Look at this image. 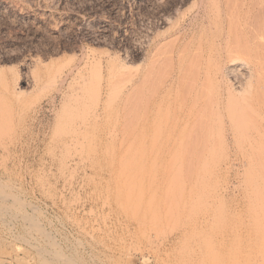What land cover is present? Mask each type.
Returning a JSON list of instances; mask_svg holds the SVG:
<instances>
[{"label":"rangeland","instance_id":"obj_1","mask_svg":"<svg viewBox=\"0 0 264 264\" xmlns=\"http://www.w3.org/2000/svg\"><path fill=\"white\" fill-rule=\"evenodd\" d=\"M255 14L264 0H0V264H264V69L218 60ZM191 71L212 97L200 135ZM233 98L253 104L243 128Z\"/></svg>","mask_w":264,"mask_h":264},{"label":"bare ground","instance_id":"obj_2","mask_svg":"<svg viewBox=\"0 0 264 264\" xmlns=\"http://www.w3.org/2000/svg\"><path fill=\"white\" fill-rule=\"evenodd\" d=\"M253 4V3H252ZM229 6H231V5H228V7ZM244 6V5H243ZM236 8H239V6L237 7L236 6ZM235 8V9H236ZM255 8V7H254ZM227 9V8H226ZM228 10H230V8L228 9ZM237 10V9H236ZM250 10V9H249ZM253 10V9H252ZM235 11V10H234ZM230 12V11H229ZM238 12V11H237ZM249 13V12H248ZM253 13H256V12H253ZM259 13V12H258ZM229 14V13H228ZM252 14V13H251ZM257 14V13H256ZM256 14H255V16H253V17H255V21L257 20V22H255L254 20V22H252V20H250V19H247V20H250V22H249V24H248V21H246V22H244V23H246V24H244L241 20V22L239 21V19L237 20V21H235L234 23H231V25H229V29H228V31H227V36H226V38L225 39H221V41H219V47H220V45L221 46H223L222 44L224 43L225 44V46H227V47H225V51H220L219 52V59L218 60H220V61H224V63L222 64L223 66H222V68H221V74H224V75H228V74H230V73H240V68L241 67H239V66H237V55H239V54H242V53H245V52H247L248 54H249V52L250 51H252V53L253 54H251V57H252V55H254V58H255V62H254V64H253V66L252 67H249V74L251 75V74H253L255 71H256V74H257V71H258V73L260 72V71H262L263 69H264V55H263V53L264 52H262V55L260 54V52L262 51V49L264 48L262 45H264V23H263V20L264 19H262V20H260L259 21V19H260V17L259 16H256ZM237 15V14H236ZM261 15V14H260ZM264 15V14H263ZM228 16V15H227ZM246 16V15H245ZM251 15H249V17H250ZM229 17V16H228ZM248 17V16H247ZM234 18H236L235 16H234ZM229 19V18H228ZM237 19V18H236ZM241 19V18H240ZM253 19V18H252ZM246 20V19H245ZM229 21H230V19H229ZM252 22V23H251ZM251 23V24H250ZM249 26H248V25ZM246 25V26H245ZM228 27V26H227ZM261 46H262V48H261ZM254 47H260V49L258 48V49H254ZM259 50H261V51H259ZM216 51H218L217 49H216ZM249 51V52H248ZM217 56V55H216ZM218 57V56H217ZM199 69V68H198ZM197 69V70H198ZM196 70V71H197ZM195 71V72H196ZM194 72V71H193ZM191 73H192V71H191ZM197 73V72H196ZM194 74L193 75V73H192V79H193V83H189V92L191 93V95L190 96H192L191 98V104L189 105L188 103H187V105H189L188 106V110H186V108H185V110H186V119H187V122H190V123H192L193 122V126L192 127H194V126H196L197 127V129L195 130V132H196V134L195 135H200V134H203V133H205V128H209L211 125L210 124H212V123H214V120H212V122H211V119H212V115L211 116H209L208 115V112H204V111H206V110H204V111H202L201 112V107L203 106V105H201V107H200V100L201 99H203V97L204 98H206L207 99V97L208 96H210L211 97V94L208 92V91H210V89L211 88H209V90L207 91V93H209V94H206L205 92L206 91H201V89H199L198 87H199V85H198V81H199V79H200V76H199V72L197 73V74ZM262 73H264V71H262ZM201 74H202V72H201ZM260 74H261V72L258 74L259 76H260ZM191 75V74H190ZM204 75L206 76V73L204 72ZM252 76V75H251ZM191 77V76H190ZM203 77V79H204V76H202ZM254 77V76H253ZM253 77H251V78H253ZM191 79V80H192ZM207 79V78H206ZM205 79V80H206ZM255 79H256V76H255ZM258 79H259V81H258V85H260V87L262 88V87H264V78L262 77V76H260V77H258ZM258 79H256V80H258ZM204 80V81H205ZM256 80H254V81H256ZM194 81H197L196 83H197V85H196V83L194 82ZM202 82H201V84H203L202 86H201V88L204 86V85H206L205 83H203V80H201ZM207 81V80H206ZM192 82V81H191ZM254 86H257L256 84L254 85ZM204 87H206V86H204ZM207 87H211V86H209V84H208V86ZM256 88H258V86L256 87ZM188 89V88H187ZM258 89H260V88H258ZM262 90V89H261ZM261 90H259L260 91V93H263V92H261ZM212 91V90H211ZM255 91H257V90H255ZM263 91H264V89H263ZM187 92V91H186ZM189 92L187 93V94H189ZM203 92V93H202ZM258 92V91H257ZM256 92V93H257ZM206 95H208L207 97H205ZM188 96V95H187ZM261 96H262V94H261ZM210 97H208L209 99H211ZM260 97V96H259ZM190 98V97H189ZM188 98V99H189ZM261 98V97H260ZM186 99V98H185ZM206 99L204 100L205 102H203V104H205V107L207 108L209 105H208V99H207V101H206ZM190 100V99H189ZM188 100V101H189ZM231 100H232V98H231ZM259 100H261V99H259ZM212 101V100H211ZM211 101H209V102H211ZM218 101V100H217ZM246 101V100H245ZM264 101V100H263ZM207 102V103H206ZM241 102H242V100H241ZM240 102V103H241ZM248 102V101H247ZM251 102V101H250ZM212 103V102H211ZM221 103H222V101H221ZM237 103V104H236ZM243 103V102H242ZM239 104V102H236V100H235V103H234V98H233V102L231 101V103H229V101H227L224 105H225V107H224V109L226 110L227 109V111H228V115H229V120H231V124H232V126L235 128V129H237V128H243L244 126H245V124L246 123H248L247 121H249V120H247V119H249V118H247L246 119V117H247V115L248 114H243V111L244 110H246V109H250L251 107V105H253V104H249L250 106H249V108H247V106H246V103H245V105H244V103L243 104ZM210 104V103H209ZM213 104V103H212ZM208 105V106H207ZM244 107H243V106ZM246 106V107H245ZM186 107V106H185ZM205 107H203L204 109H205ZM213 106H211V110L213 111L214 109L212 108ZM253 107V106H252ZM184 108V107H183ZM254 108V107H253ZM210 109V108H209ZM203 110V109H202ZM254 110H255V108H254ZM184 112V111H183ZM253 112V111H252ZM256 112V111H255ZM255 112H253V113H255ZM250 113H251V111H250ZM253 113H251L252 115H254ZM181 114V113H180ZM213 114V113H212ZM182 115V114H181ZM180 115V116H181ZM251 115V116H252ZM214 116V115H213ZM179 117V116H178ZM185 117V116H184ZM250 117V116H249ZM254 117H255V115H254ZM254 117H252V118H254ZM182 118V117H181ZM251 119V118H250ZM217 120V119H216ZM252 120H250L249 122H251ZM254 121L256 122V117L254 118V120H253V123H254ZM216 122V121H215ZM244 122H245V124H244ZM252 123V124H253ZM188 124V123H187ZM244 124V126L242 127V125ZM249 124H251V123H249ZM191 125V124H190ZM210 125V126H209ZM209 126V127H208ZM189 128H191V126L189 127ZM193 129V128H192ZM193 132V131H192ZM194 134V133H193ZM252 141H253V139H252ZM262 199V198H261ZM259 200V199H258ZM263 200H264V197H263ZM262 200V201H263ZM261 201V200H260ZM261 201V202H262Z\"/></svg>","mask_w":264,"mask_h":264}]
</instances>
